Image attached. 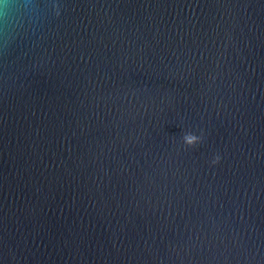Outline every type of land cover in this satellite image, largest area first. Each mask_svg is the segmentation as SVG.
<instances>
[{
    "label": "water",
    "instance_id": "95a60500",
    "mask_svg": "<svg viewBox=\"0 0 264 264\" xmlns=\"http://www.w3.org/2000/svg\"><path fill=\"white\" fill-rule=\"evenodd\" d=\"M0 264H264V0H0Z\"/></svg>",
    "mask_w": 264,
    "mask_h": 264
}]
</instances>
